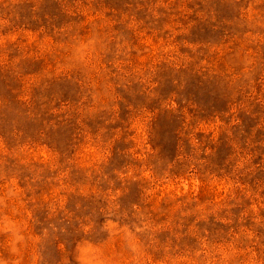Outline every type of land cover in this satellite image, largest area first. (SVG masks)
<instances>
[{"label":"rangeland","instance_id":"obj_1","mask_svg":"<svg viewBox=\"0 0 264 264\" xmlns=\"http://www.w3.org/2000/svg\"><path fill=\"white\" fill-rule=\"evenodd\" d=\"M0 264H264V0H0Z\"/></svg>","mask_w":264,"mask_h":264}]
</instances>
